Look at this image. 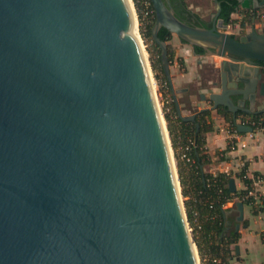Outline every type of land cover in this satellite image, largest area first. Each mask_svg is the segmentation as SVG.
Instances as JSON below:
<instances>
[{"label":"water","instance_id":"1","mask_svg":"<svg viewBox=\"0 0 264 264\" xmlns=\"http://www.w3.org/2000/svg\"><path fill=\"white\" fill-rule=\"evenodd\" d=\"M150 1L177 118L197 134L198 113L224 108L251 132L235 119L264 112V31L229 32L219 0L203 25ZM162 28L222 58L210 107L182 113ZM0 264H199L131 0H0Z\"/></svg>","mask_w":264,"mask_h":264},{"label":"crops","instance_id":"2","mask_svg":"<svg viewBox=\"0 0 264 264\" xmlns=\"http://www.w3.org/2000/svg\"><path fill=\"white\" fill-rule=\"evenodd\" d=\"M184 1L189 10L194 12L202 21L210 23L211 14L214 12L212 0ZM260 14H264V7L253 10L252 8L243 9L239 6L237 11L230 14V22L228 23L227 30L234 35H240L244 32H248L250 28L254 26L258 32H262L264 31V17H261ZM186 53H190V55L193 56L191 50L190 52L189 50L186 51ZM183 57L186 59L185 56ZM193 57L196 60L195 56ZM207 58L211 59V56ZM221 60L222 59L217 60L215 65H219ZM176 67L177 63L175 61L172 63L170 58V72L174 87L187 88L184 86L185 83L192 81L190 72L175 74L174 71ZM199 79L198 84L200 82ZM262 79L264 80V74ZM211 91L217 92V89L215 87H209L208 89L200 87L196 94H189L188 102L184 100L185 94L188 93V88L186 91L178 93L177 99L182 113L190 114L194 112L192 110L210 107L211 103L201 100L199 94L209 93ZM260 100L263 103L261 105L262 108L264 106V96L259 97L258 101ZM258 101L256 107L258 106ZM210 113L212 115L210 114L209 120L212 121L213 129L204 133V148L208 155L209 162L203 165V171L213 175L216 173L228 174L230 178L234 179L236 194L250 188L254 189L257 193L264 194V127L254 128L251 132H238L236 137L240 142H243L245 146L232 150L228 145L227 134L225 132L229 122L215 111H210ZM213 113H216L218 116L217 119H215ZM247 116L251 117L249 114ZM175 121L176 120H172V127L175 133H178V130H176L178 123ZM221 128H223V130H221ZM178 138L179 136L176 137V143L179 144ZM184 176L189 180V171L187 168L184 169ZM245 180L248 183H246ZM187 197L189 198V195ZM236 201L237 200L234 199V201L228 202L223 206L225 211H229L226 218L227 224L224 223L226 225V231H229L227 230V226L233 225L231 219H234L237 214L233 210ZM243 209L244 220L238 231L239 239L236 243L239 246V252L237 253L234 249V245H231L233 251L231 252L229 263L264 264V211L253 213L251 205L246 203H244ZM193 220L195 223L198 220L196 209L193 211ZM203 245L202 243V246ZM203 252L205 255H208L206 248H204ZM254 252H256L257 257L255 255L250 259V255Z\"/></svg>","mask_w":264,"mask_h":264},{"label":"trees","instance_id":"3","mask_svg":"<svg viewBox=\"0 0 264 264\" xmlns=\"http://www.w3.org/2000/svg\"><path fill=\"white\" fill-rule=\"evenodd\" d=\"M170 1L175 14L179 19L192 25H203L204 21L188 9L184 0ZM219 1L222 7L220 17L223 18L226 23H229L230 14L235 11L238 6V2L236 0ZM151 27L152 26H148L146 32L142 34L145 37L148 36L152 39ZM170 35L171 34L163 28L158 32V37L161 40H167ZM155 45L157 46L156 43ZM219 113H221V115H223L228 122L231 121L229 114L222 110H220ZM168 116L166 117L168 118ZM250 116L252 119L258 120L264 116V112ZM209 118L210 111L197 114L196 121L200 124V129L197 134H195L196 127L194 123L183 122L178 118H176V122L178 123L176 130H178V133L174 132V128L171 125H168V129L174 148H176L177 136H179L183 141L187 137H191L194 141V146L189 154L190 162L177 160V170L182 194L184 196L189 195L188 201L186 202L187 219L193 224L198 233V237L195 241L196 245L202 252L204 248H206L208 255L212 258L218 259L220 264H229L231 252L233 251L231 245H235L237 243L239 233L235 232L234 229L231 232L226 231V225L224 224L223 219V211H225L223 206L228 202L234 201L235 196H241L245 191L239 192L238 194L231 193L228 189V181L230 179L229 175L225 173H216L213 175L203 171V165L209 162L208 155L204 148V133L213 129L212 121L209 120ZM186 168L189 171V180L184 176V169ZM245 182L248 183L246 180ZM219 188H221V192H219ZM250 202L251 200H243V203L246 204H249ZM251 207L253 213L264 211V203L258 206L251 205ZM195 209L197 210L198 217L196 223L193 220V211ZM231 222L235 225L234 219H231ZM202 243L204 244L203 246Z\"/></svg>","mask_w":264,"mask_h":264},{"label":"rangeland","instance_id":"4","mask_svg":"<svg viewBox=\"0 0 264 264\" xmlns=\"http://www.w3.org/2000/svg\"><path fill=\"white\" fill-rule=\"evenodd\" d=\"M131 1H132V5L134 7V10H135V14H136L139 36H140L141 41L143 43V49L146 53V59L148 61L150 74H151L152 80L154 82V87H155L154 91H155L156 99H157L158 106L160 108V111H161V114H162V117L164 120V125L166 126V131L168 134L170 147L172 150L171 153H172V156L174 158V162H175V166H176V170H177V160H182L180 157L181 151L178 149V147H179L178 143H176V148H174V146L172 145V139H171V135H170V132L168 129V125H171V126L173 125L172 120H176V118H177V115H176V112L174 109V103H173V100H172V97H171V94L169 91L168 83L165 79L163 71L161 70V64H160V60H159V48L155 45V43L153 42V40L150 37H148V36L145 37L142 34V33L146 32L148 26H152V24L154 23L153 19L155 18V14L153 16H151L150 14H147L149 9L146 8L145 4L143 3L144 0H131ZM166 41L168 43V51H169L171 61H172V63L174 61L177 63V67L175 68L174 73L180 74V73H189L190 72V77L192 78V81L186 82L184 85L185 87L188 88V93L185 94L184 100L186 102H188L189 94L190 93L196 94L198 89H200V87H204V85H205V81H203L202 84H198V79L200 78L199 75H201L202 79H204V77L208 78L212 74H213V76H215L216 75V68H213L212 65H215L217 60L222 59V58L215 56V55L211 56V59L210 58H202L204 60H208V62H210V63H206L205 72H203V74L201 71L203 69H200L201 74H198L196 71V65H195L194 57L191 56L190 53H186V51H188V50L190 52V46L187 44L180 43L179 39L175 35H170ZM181 54H183V55H181ZM183 56H185L186 59ZM199 81H201V80L199 79ZM206 86H209V84H206ZM262 104L263 103L261 100L258 101L257 108H259V107L261 108ZM192 111L195 112V111H197V109L192 110ZM166 116H168V118ZM213 116L215 117V119L218 118L216 113H213ZM174 132H175V130H174ZM177 174H178V170H177ZM178 179H179V176H178ZM179 184H180V181H179ZM180 191H181L182 200H183V204H184V208H185V212H186V216H187L186 202L188 201V197L184 196L182 194L181 185H180ZM188 224H189V227H190V230L192 233V237H193V240H194V243L196 246V250H197V254H198V258H199V264H203L204 262H202V257L205 255V253L198 249L196 242H195L197 239L198 233H197V231H196V229L192 223H190L188 221ZM255 255L257 257L256 252L252 253L250 255V259L253 258Z\"/></svg>","mask_w":264,"mask_h":264},{"label":"built area","instance_id":"5","mask_svg":"<svg viewBox=\"0 0 264 264\" xmlns=\"http://www.w3.org/2000/svg\"><path fill=\"white\" fill-rule=\"evenodd\" d=\"M146 6V8L149 9L147 14H150L151 16L154 15V9L150 2V0H144L143 2ZM253 12V11H252ZM261 17H264V14H260ZM171 99V98H170ZM235 122L240 124H246L250 125L254 128L257 127H264V117L259 118L258 120H254L251 117H248L247 114H237ZM223 130V128H221ZM225 132L227 134L228 139V145L232 150L238 148V147H244L245 144L243 142H240L238 138L236 137L238 135V131L234 125V122L231 120L225 129ZM179 149L181 151L180 157L182 160H185L186 162H190V151L192 150L194 146V141L191 137H187L184 141L179 137ZM228 175V174H227ZM219 192H221V188H219ZM234 199L237 201L243 200H251L249 203L250 205L258 206L262 203H264V194L257 193L254 189H246L244 194L241 196H235ZM203 264H220V261L216 258H212L209 255H205L202 257Z\"/></svg>","mask_w":264,"mask_h":264},{"label":"flooded vegetation","instance_id":"6","mask_svg":"<svg viewBox=\"0 0 264 264\" xmlns=\"http://www.w3.org/2000/svg\"><path fill=\"white\" fill-rule=\"evenodd\" d=\"M207 26L209 27V25H207ZM181 43L185 44L184 42H181ZM190 50H191V54L193 56H195V58H196L195 65H196V71H197V73L198 74H201V71H202V74H203V72H205L206 63H210V62H208V60H204L202 58H207V57L212 56V55H207L206 54L207 53V50H203L202 48H199V47H194V48L190 47ZM193 53H196V55H194ZM212 67L213 68H216V75L215 76H213V74H212V75H210V77H208V78L204 77V79H202L201 75H199L200 76V79H201V81L199 82V84H202V82L205 81V85L203 87L205 89H207L209 87L210 88L211 87H215L214 86L215 84L217 86L220 85L221 75H220L219 65H217V66L216 65H212ZM200 69H203V70L200 71ZM261 71L264 73V68H262ZM206 84H209V86H206ZM248 106H249V103L246 102L245 103V107H248ZM255 109H257V107H255ZM220 110L223 111L224 108L218 109L215 112L217 114L221 115V113H219ZM227 114L231 115L230 113H227ZM237 114H246V113L241 112V111H238ZM221 116H223V115H221ZM233 229H234V225H230L229 227L227 226V230H229L228 232H231Z\"/></svg>","mask_w":264,"mask_h":264},{"label":"bare ground","instance_id":"7","mask_svg":"<svg viewBox=\"0 0 264 264\" xmlns=\"http://www.w3.org/2000/svg\"><path fill=\"white\" fill-rule=\"evenodd\" d=\"M140 42H141V45H142V47H143V43H142V41H141V38H140ZM144 53H145V51H144ZM145 56H146V53H145ZM152 84H153V86H154V82H153V80H152ZM155 88V87H154ZM170 150H171V147H170ZM171 152H172V150H171ZM197 257H198V254H197ZM198 262H199V258H198Z\"/></svg>","mask_w":264,"mask_h":264}]
</instances>
